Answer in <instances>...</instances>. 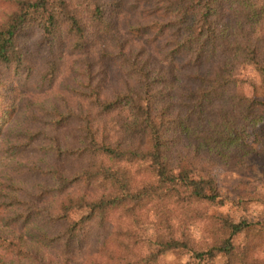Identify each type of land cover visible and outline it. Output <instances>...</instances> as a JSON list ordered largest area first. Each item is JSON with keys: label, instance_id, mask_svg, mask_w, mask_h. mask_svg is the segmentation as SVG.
I'll return each mask as SVG.
<instances>
[{"label": "trees", "instance_id": "16d2710c", "mask_svg": "<svg viewBox=\"0 0 264 264\" xmlns=\"http://www.w3.org/2000/svg\"><path fill=\"white\" fill-rule=\"evenodd\" d=\"M0 1V264H264L213 175L259 152L264 0Z\"/></svg>", "mask_w": 264, "mask_h": 264}, {"label": "rangeland", "instance_id": "374dc122", "mask_svg": "<svg viewBox=\"0 0 264 264\" xmlns=\"http://www.w3.org/2000/svg\"><path fill=\"white\" fill-rule=\"evenodd\" d=\"M3 4L0 1V6ZM235 74L243 80L245 92L252 98L264 101V87L257 72L234 68ZM260 142H257L259 152L251 159V168L244 172L228 171L222 167H215L213 175L219 183L224 196V204L214 208L216 212L230 213L235 219H247L250 221H264V119L257 128ZM256 138L252 135L251 141ZM74 216H78L75 213ZM148 250H157L155 244V231L153 226L148 227ZM244 234L235 238V243L244 242ZM264 258V252L259 253ZM190 259L189 255L179 252H166L160 255L161 264H182ZM224 258L219 257L222 264Z\"/></svg>", "mask_w": 264, "mask_h": 264}]
</instances>
